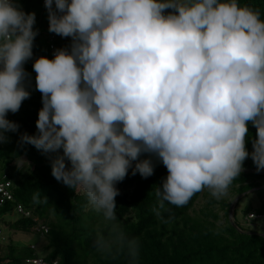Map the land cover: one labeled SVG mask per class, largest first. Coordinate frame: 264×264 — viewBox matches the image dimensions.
I'll return each mask as SVG.
<instances>
[{
	"label": "clouds",
	"instance_id": "1",
	"mask_svg": "<svg viewBox=\"0 0 264 264\" xmlns=\"http://www.w3.org/2000/svg\"><path fill=\"white\" fill-rule=\"evenodd\" d=\"M43 6L47 30L71 43L51 59L33 60L42 106L36 134L19 139L54 154L51 176L82 192L94 210L114 219V184L129 168L151 176L152 158L167 170L155 190L161 208L183 206L203 189L219 199L245 158L264 169L259 10L238 0H43ZM34 22L16 0H0V141L19 127L6 113L29 97L23 65L33 55Z\"/></svg>",
	"mask_w": 264,
	"mask_h": 264
},
{
	"label": "trees",
	"instance_id": "2",
	"mask_svg": "<svg viewBox=\"0 0 264 264\" xmlns=\"http://www.w3.org/2000/svg\"><path fill=\"white\" fill-rule=\"evenodd\" d=\"M17 3L25 13H34L33 29L37 35L32 43V58L23 65L29 97L21 102L17 112H8L5 117L19 127L15 133H4L5 140L0 141V176L5 175L11 181L13 196V202L0 206V227L7 228L12 235L30 234L35 237L33 243L41 238L44 244L36 249L35 244L10 243L5 254L0 252V264H26L32 258L56 264H264V230L248 231L238 223L240 217L247 220L264 217V169L257 171L250 158L242 162L239 176L226 192L242 197L259 194L263 198L262 210L259 214L242 210L238 215L241 197L230 217L232 200L214 198L208 189L193 194L183 206L164 202L159 207L155 190L167 170L155 158L151 176L132 175L129 168L124 179L114 184L119 193L114 197V219L94 210L82 192L51 176L49 157L54 154L42 153L19 139L21 133L33 135L37 131L35 121L42 105L41 93L35 88L32 62L40 56L52 58L51 43L45 35L47 12L41 0ZM238 3L259 10L264 20V0H238ZM70 43L69 37H60L53 44L57 49H67ZM249 137L255 139V128L250 123L245 148L251 152ZM140 158H146V154ZM65 165L68 166L67 160ZM202 198L205 203L198 206ZM16 204L31 215L18 217L12 212ZM8 214H15V220H4ZM39 222L46 226V234L33 231Z\"/></svg>",
	"mask_w": 264,
	"mask_h": 264
},
{
	"label": "rangeland",
	"instance_id": "3",
	"mask_svg": "<svg viewBox=\"0 0 264 264\" xmlns=\"http://www.w3.org/2000/svg\"><path fill=\"white\" fill-rule=\"evenodd\" d=\"M46 15L44 16V19H46ZM67 47V46H66ZM210 192V191H209ZM211 196V194L209 193ZM233 196V197H232ZM227 195V192L222 196L223 199L226 200H232L231 207L233 209L235 202L240 199L243 195ZM262 196H259V194H248L245 197H242L240 199V202L237 206V214L240 215L242 210H248V211H254V213L259 214V212L262 210L261 204ZM205 203V200L202 198L199 201V205ZM198 206L196 207V210L198 209ZM264 213V210H262ZM15 214H8L4 217V220L6 221H12L15 220ZM238 223L241 225L244 229L248 231H254V232H261L264 230V217L254 220H247L245 218L242 219V217L238 218ZM0 252L4 253L6 252V247L8 244L12 243L13 245L24 244V245H34L36 246V249H38L41 245L44 244V241L41 238H38V241L36 243H33L32 240H35V237H33L30 234H23V233H16L14 235L11 234V232L4 228L3 226L0 227ZM10 238V239H9ZM37 239V238H36ZM36 253H38L36 251Z\"/></svg>",
	"mask_w": 264,
	"mask_h": 264
},
{
	"label": "built area",
	"instance_id": "4",
	"mask_svg": "<svg viewBox=\"0 0 264 264\" xmlns=\"http://www.w3.org/2000/svg\"><path fill=\"white\" fill-rule=\"evenodd\" d=\"M19 0H16V2ZM41 6L43 9V0H41ZM48 27V23L45 27V35L48 38L49 42L51 43L49 45V51H50V55L51 57L53 56L54 51L57 49V47L54 46V42H56L60 36L56 35L54 33H50L47 30ZM9 202H13V196H12V183L10 180H8V178L5 175H1L0 176V206H3L6 203ZM12 212H15V214L18 217H29L31 214L27 211L24 210V208L20 205V204H16L14 205ZM250 218L252 217L251 215L249 216ZM33 231H35L36 233L42 232L44 234L47 233V228L46 226H44L41 223H38L35 227H33ZM31 248H34V246H31ZM26 264H56L55 262H45L42 260V258H32V259H28L25 261Z\"/></svg>",
	"mask_w": 264,
	"mask_h": 264
},
{
	"label": "water",
	"instance_id": "5",
	"mask_svg": "<svg viewBox=\"0 0 264 264\" xmlns=\"http://www.w3.org/2000/svg\"><path fill=\"white\" fill-rule=\"evenodd\" d=\"M229 213H230V214H229V217H230V215H231V213H232V207L230 208V211H229Z\"/></svg>",
	"mask_w": 264,
	"mask_h": 264
}]
</instances>
